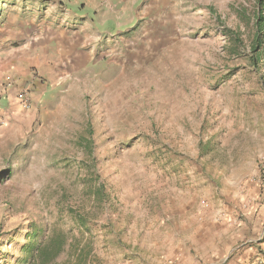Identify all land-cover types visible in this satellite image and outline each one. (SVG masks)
Segmentation results:
<instances>
[{"label": "rangeland", "instance_id": "374dc122", "mask_svg": "<svg viewBox=\"0 0 264 264\" xmlns=\"http://www.w3.org/2000/svg\"><path fill=\"white\" fill-rule=\"evenodd\" d=\"M84 8L0 0V264H264V0L89 12L115 35L95 53L29 44Z\"/></svg>", "mask_w": 264, "mask_h": 264}, {"label": "crops", "instance_id": "0c3cea01", "mask_svg": "<svg viewBox=\"0 0 264 264\" xmlns=\"http://www.w3.org/2000/svg\"><path fill=\"white\" fill-rule=\"evenodd\" d=\"M84 2L85 8L81 9L79 14H74L78 19L44 21L39 28L31 31L34 35L29 36V44L39 46L41 54L55 50L57 51L52 53L61 54L60 50L63 47L75 52L77 47H80V44L78 46L75 44L80 38L82 46L89 53H95L104 46L107 47L115 35L108 29L100 32L94 20L89 18V12H92L102 24L105 19H158V10L163 0H84ZM153 13L156 14L155 18L151 16ZM205 231L206 229L203 230ZM208 231L210 232V229Z\"/></svg>", "mask_w": 264, "mask_h": 264}, {"label": "trees", "instance_id": "16d2710c", "mask_svg": "<svg viewBox=\"0 0 264 264\" xmlns=\"http://www.w3.org/2000/svg\"><path fill=\"white\" fill-rule=\"evenodd\" d=\"M256 43H255V46H254V50L257 51V48L259 45V43H263L264 42V18H261L258 20V23H257V34H256ZM263 177H264V172H263ZM30 246V245H29ZM33 246V245H32ZM27 252H30V254H32L31 256L32 257H35V258H39L41 257L42 259V262L44 260H51L52 258H54L58 253L57 252H54V253H50V251L45 248V247H40V246H33V247H30V250Z\"/></svg>", "mask_w": 264, "mask_h": 264}, {"label": "built area", "instance_id": "2783aa9c", "mask_svg": "<svg viewBox=\"0 0 264 264\" xmlns=\"http://www.w3.org/2000/svg\"><path fill=\"white\" fill-rule=\"evenodd\" d=\"M13 76L8 75L7 79L3 83V88L8 92L14 85ZM4 91V90H3ZM18 104L22 106L25 110L30 109L33 99L30 97L27 91H19L16 95Z\"/></svg>", "mask_w": 264, "mask_h": 264}]
</instances>
